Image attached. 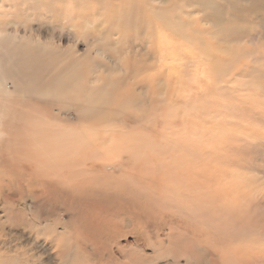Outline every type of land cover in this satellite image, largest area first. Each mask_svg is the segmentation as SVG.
Wrapping results in <instances>:
<instances>
[{
	"label": "bare ground",
	"instance_id": "1",
	"mask_svg": "<svg viewBox=\"0 0 264 264\" xmlns=\"http://www.w3.org/2000/svg\"><path fill=\"white\" fill-rule=\"evenodd\" d=\"M100 1L0 0V7L12 12L20 11L19 17L22 19L25 16L27 22L35 20L34 18H51L49 28L55 31L66 26L60 22L63 14L60 6H68L76 12L90 10L91 13L96 10L105 12L104 9L108 7L111 9L113 3ZM118 1V11L126 12L116 18L101 15V19H98L102 21L101 29H94L92 24L96 21L90 15L92 21L77 28L69 26L71 31H67L73 36L94 39L95 44L100 47L103 41V33L100 31L106 28V21L124 22L130 26L135 25V33L140 28L142 31L148 30L151 37L154 35L161 45L162 37L158 35L160 25L142 28L138 24L140 20L143 23L154 20L151 17L146 20L145 8H123L122 0ZM202 6L207 18L212 20L207 12L218 10L217 2L203 0ZM136 14L139 16L136 17ZM220 16H224V9H220L216 19H220ZM73 20H78L77 14ZM11 21L14 28L18 27L19 22L14 16ZM3 25L0 24V167L4 169L0 171V202L5 198L10 207L7 213L0 209V264H92L79 262L82 253L101 259L100 264H157L158 261V264H208V249L212 250L214 257L211 264H264V211L260 208L261 196L248 200L250 213H247L245 205L222 198L219 190L232 176V171L216 167L218 164L214 166L216 159L210 157L201 158L205 169L198 173L199 179L195 187L175 185L158 193L144 185V179L139 178V174H134L136 188L133 189L119 175L108 171L109 163L105 156L102 157L96 144L105 145V151L112 160L122 154L130 164L146 168V157L172 156V152L164 145L169 137L157 135L153 130L141 132L136 129L126 134L119 133L115 131L113 124L83 129V120L80 121L81 124L59 123L55 119L48 121L45 107L26 100L27 94L43 98L52 92L63 93L77 80L76 74L89 67L79 59L65 55L54 57L49 45L40 44L32 38L31 33L20 36L14 29L9 37H5L6 29ZM28 43L34 45L26 47ZM162 46L170 47L168 44ZM204 60L201 59L196 67H204ZM213 63L211 69H218V65L223 64V59H214ZM105 71L123 76L128 70L119 66ZM155 80L152 77L139 79L138 90L143 97L136 98L123 95L119 78H108L104 88L98 91V99L118 100L115 108H109L111 112L125 105L142 109L150 103H146L148 96L153 97L155 94ZM116 93L118 98H115ZM87 124L91 125V122ZM203 128L214 129L207 122H203ZM108 129L111 133L106 136ZM114 134L118 136L115 137ZM81 146L92 150L78 151ZM182 161L178 157L158 170L164 179L171 180ZM153 183L160 187L155 179ZM191 188L200 190V198H183ZM232 192L231 188L227 189V194L231 195ZM22 196H30L33 202L46 203L51 205L48 206L49 209H57V227H46L48 213L41 217L33 214L29 207H17L15 202ZM246 196L245 186L242 198L245 199ZM140 205L148 207L152 215L159 218L170 217L172 214L169 212H157L163 207L172 206L185 218L181 224L182 230L197 236L201 245H195L189 250L180 245L175 248L170 243L160 249L153 247L148 253L143 248L136 247L133 242L128 250V257L121 254V260L114 262L108 251V244L120 232L134 234L138 231L136 215ZM63 210L71 214V217L66 215L64 221L60 219ZM60 224L64 226L59 227ZM198 248L199 254H196ZM91 249L95 253H90ZM178 251L180 252L175 254ZM147 253L149 256H146ZM177 258L181 261L176 262Z\"/></svg>",
	"mask_w": 264,
	"mask_h": 264
},
{
	"label": "rangeland",
	"instance_id": "2",
	"mask_svg": "<svg viewBox=\"0 0 264 264\" xmlns=\"http://www.w3.org/2000/svg\"><path fill=\"white\" fill-rule=\"evenodd\" d=\"M101 1L113 3L111 9L108 7L104 9L105 12L96 10L91 13L90 10L76 12L68 6H60L63 11L60 22L66 26L55 31L49 28L51 18H34L27 22L25 16L22 19L19 17L20 11L12 12L0 7V24L3 23L6 29L5 37H9L14 29L20 36L31 33L32 38L40 44L49 45L54 57L65 55L79 59L89 67L76 74L77 80L67 91L58 94L52 92L45 98L30 93L26 100L45 107L48 121L55 119L59 123H80L83 120L84 124L80 123L83 129L113 124L119 133L126 134L138 129L141 132L153 130L157 135H167L169 141H165L164 145L172 152V156L146 157V168L130 164L122 154L112 160L105 151L106 146L96 144L102 157L105 156L109 163L108 171L119 175L133 189L136 188L134 174H139L138 177L144 179V185L158 193L175 185L195 187L198 173L205 169L201 158L210 157L216 159L214 166L218 164L216 167L232 171V176L219 190L222 198L245 205L247 213H250L248 200L261 196L260 208L264 211V0H210L218 5L215 12H207L212 20L206 16L203 0H130L129 3L122 0L123 8H145L146 20L150 17L154 20H148L147 23L140 20L138 24L142 28L160 25L158 35L162 37V44L159 45L148 30L142 31L140 28L135 33V25L107 20L106 28L100 31L103 41L98 47L94 39L73 36L67 30L71 31V27L77 28L93 19L96 21L92 24L94 29H101L102 21H98L101 15L116 18L126 12L118 11V0ZM220 9H224V16L216 19ZM75 14L78 15L77 21L73 20ZM13 16L19 22L15 28L11 21ZM163 44L170 47L166 48ZM32 45L34 43H28L26 47ZM201 59H205V66L196 67ZM214 59H223L218 69H211ZM119 66L128 70L123 76L105 71ZM146 77L156 79L155 94L153 97L148 96L145 102L150 103L142 109L125 105L111 112L109 108H115L119 101L113 98L98 99V91L104 88L108 78L121 80L123 95L141 98L138 80ZM115 98H118L117 93ZM87 122H91V125ZM203 122L211 124L214 129H204ZM107 132L106 136L110 135L109 129ZM158 149L161 150L160 147ZM77 150L91 151L92 148L81 146ZM178 157L183 161L175 176L171 180L164 179L158 169ZM3 169L0 167V171ZM154 179L160 187L153 183ZM245 186L247 196L243 199ZM228 188L233 191L231 195L227 194ZM200 196L199 189L191 188L183 198ZM1 200L0 209L8 211V201L5 198ZM15 205L24 209L29 207L33 214L41 217L48 213L46 227H57V209H49L51 205L33 202L30 196H22ZM165 212L173 216L154 217L148 207L140 205L136 215L138 231L134 234L120 232L108 244L113 261L119 262L121 254L128 257L133 242L148 253L153 247L160 249L170 243L175 248L180 245L189 250L201 245L197 236L182 230L181 224L185 218L172 206L163 207L157 213ZM66 215L71 217L69 211H61L60 219L64 221ZM63 226L60 224L59 227ZM199 249L196 254H199ZM90 253H95V250L91 249ZM148 253L146 256H149ZM213 259V252L208 249L206 262L211 264ZM178 261L181 260L177 258ZM79 262L100 264L101 259L82 253Z\"/></svg>",
	"mask_w": 264,
	"mask_h": 264
}]
</instances>
